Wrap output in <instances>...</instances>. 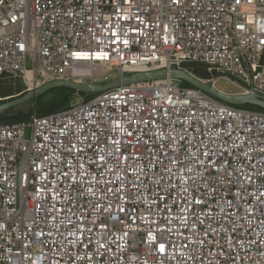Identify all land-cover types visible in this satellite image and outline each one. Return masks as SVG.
Segmentation results:
<instances>
[{
	"label": "built area",
	"instance_id": "1",
	"mask_svg": "<svg viewBox=\"0 0 264 264\" xmlns=\"http://www.w3.org/2000/svg\"><path fill=\"white\" fill-rule=\"evenodd\" d=\"M192 64L264 99V0H0L29 92ZM0 264H264V112L168 78L0 123Z\"/></svg>",
	"mask_w": 264,
	"mask_h": 264
},
{
	"label": "water",
	"instance_id": "2",
	"mask_svg": "<svg viewBox=\"0 0 264 264\" xmlns=\"http://www.w3.org/2000/svg\"><path fill=\"white\" fill-rule=\"evenodd\" d=\"M176 79L185 82L192 87L200 89L209 95L215 97L216 99L234 106L243 105H254L264 109V99H260L254 90L250 91V94H227L219 91L214 86L207 84L203 79L193 75L192 73L186 72L184 70H157L152 72L137 73L131 76L123 77L122 79H117L104 85L95 83H77L69 80H57L45 84L44 86L35 89L34 91L27 92L25 94L19 95V97L11 96L6 100H0V113L10 110L12 108L19 107L25 103L37 99L44 93L57 89V88H72L79 92H84L87 94H98L110 89L120 87L122 85H132L140 83H148L152 81L162 80V79Z\"/></svg>",
	"mask_w": 264,
	"mask_h": 264
},
{
	"label": "rangeland",
	"instance_id": "3",
	"mask_svg": "<svg viewBox=\"0 0 264 264\" xmlns=\"http://www.w3.org/2000/svg\"><path fill=\"white\" fill-rule=\"evenodd\" d=\"M187 71L189 73H192L193 75L197 76L194 72V70L189 66L187 68ZM199 77V76H197ZM200 78V77H199ZM211 78V76H210ZM202 79V78H201ZM204 81H208L209 79H203ZM214 79V81L208 82L211 86H214L216 89H218L221 92L227 93V94H241V90L234 85L233 83L227 81L224 78H219L218 80ZM54 81V80H52ZM51 81V82H52ZM181 84L183 86H186L185 82L181 81ZM29 92L28 87L25 84L24 80L18 77H0V99L6 100L11 96L19 97L21 94H25ZM96 94H92L90 96H83L78 93H68L62 89H53L50 90L40 97H38L35 100H32L28 103H25L15 109V112H24L29 113L32 110H36L38 113L41 111V109L48 108L53 105H65L70 102V104L80 102L82 100H88L92 96H95ZM245 107V105H243ZM10 117L11 115L8 114ZM8 116L6 119H8ZM5 119V120H6Z\"/></svg>",
	"mask_w": 264,
	"mask_h": 264
},
{
	"label": "trees",
	"instance_id": "4",
	"mask_svg": "<svg viewBox=\"0 0 264 264\" xmlns=\"http://www.w3.org/2000/svg\"><path fill=\"white\" fill-rule=\"evenodd\" d=\"M189 66H191V68L194 70L195 74L197 76H199L200 78H202V79H210V74L207 72V70H206V68L204 66H201V65H198V64H192V65H189ZM185 84L188 87H192L191 85H189L187 83H185ZM59 89H62L64 91L68 92V93H78V94L83 95V96L92 95V94H87V93H84V92L76 91V90H74L72 88L62 87V88H59ZM70 106H71L70 102L65 104V105H61V106L53 105V106L48 107L47 109L46 108L41 109V111L39 113L36 110H32L29 113H24V112H20V113L16 112V113H14L15 109L17 108L16 107V108H12L10 110H7L5 112L0 113V123H15V122L27 120V119L30 118V116H32L35 113L38 114V115L50 114V113H55L57 111H61V110L67 109ZM245 107L249 108V109H253V110L264 112V109L261 108V107H258V106L247 104V105H245ZM8 114H10L11 116L9 117ZM7 116H8V119H6Z\"/></svg>",
	"mask_w": 264,
	"mask_h": 264
},
{
	"label": "snow or ice",
	"instance_id": "5",
	"mask_svg": "<svg viewBox=\"0 0 264 264\" xmlns=\"http://www.w3.org/2000/svg\"><path fill=\"white\" fill-rule=\"evenodd\" d=\"M112 35H113L114 37H116V40L113 41V43H116V42L119 40V36H117V34H116L115 32H113ZM125 35H126V33H125ZM123 43H124L125 45H127V44H128V40L125 39V40L123 41ZM74 56H76L77 58H84V59H87V58H89V53H88V52H77V53H74ZM95 56H96L97 58H104V57H105V54H104V53H95ZM130 123H131V121H130ZM141 123H143V121H141ZM92 135L95 137L96 134L93 133ZM129 135H131V132H129ZM116 143H118V142L115 141V140H113V144L115 145ZM73 147H75V146H73ZM69 151H71V149H69ZM120 155L123 156L124 154L121 152ZM205 155L207 156V155H209V154H208V153H205ZM101 159H103V157H101ZM124 159L127 160V159H128V156H124ZM118 163H119V158H118ZM109 191H115V190H114V189H109ZM196 202L199 203L200 201H196ZM120 211L123 212L124 209L121 208ZM125 235H127V233H125ZM159 250H160L161 252L164 251V244H163V243H161V244L159 245Z\"/></svg>",
	"mask_w": 264,
	"mask_h": 264
},
{
	"label": "bare ground",
	"instance_id": "6",
	"mask_svg": "<svg viewBox=\"0 0 264 264\" xmlns=\"http://www.w3.org/2000/svg\"><path fill=\"white\" fill-rule=\"evenodd\" d=\"M30 90H33V89H30ZM1 100V99H0Z\"/></svg>",
	"mask_w": 264,
	"mask_h": 264
}]
</instances>
